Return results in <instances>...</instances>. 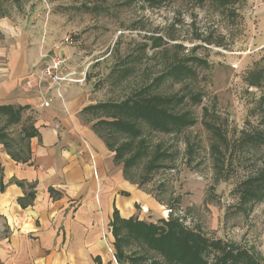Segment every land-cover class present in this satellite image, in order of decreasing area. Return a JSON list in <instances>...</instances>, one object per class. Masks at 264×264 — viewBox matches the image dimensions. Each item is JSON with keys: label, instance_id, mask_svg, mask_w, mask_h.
I'll list each match as a JSON object with an SVG mask.
<instances>
[{"label": "rangeland", "instance_id": "1", "mask_svg": "<svg viewBox=\"0 0 264 264\" xmlns=\"http://www.w3.org/2000/svg\"><path fill=\"white\" fill-rule=\"evenodd\" d=\"M253 2L0 0V68L15 57L14 68L25 64L40 72L50 55L61 53L66 80L60 89H83L98 103L123 100L148 85L150 94L172 96V113H188L192 123L179 129L141 122L147 154L122 175L153 202H135L132 220L161 225L172 219L206 239L197 264H231L241 251L264 264V141L245 139L264 137V81L247 82L264 66V8ZM33 116L28 110L7 126L19 149L25 150L20 128ZM115 137L117 144L128 138L123 132ZM158 152L165 155L147 169ZM119 226L122 263L114 256L110 221L101 235L114 264H185L168 263L138 231ZM7 231L0 217V242Z\"/></svg>", "mask_w": 264, "mask_h": 264}, {"label": "crops", "instance_id": "2", "mask_svg": "<svg viewBox=\"0 0 264 264\" xmlns=\"http://www.w3.org/2000/svg\"><path fill=\"white\" fill-rule=\"evenodd\" d=\"M16 61L13 57L0 68V105H27L38 135L29 139L28 162L11 159L0 144L6 184L0 192V217L8 230L0 242V261L114 264L101 241L113 207L127 218L135 202L148 207L153 202L123 177L122 166L113 162V153L92 128L95 121L84 120L83 108L95 104L84 90L60 89L59 84L57 91L44 83L41 70L29 72L25 64L16 69ZM77 77L84 81L85 72ZM10 180L34 183L32 204L20 206L17 199L24 190ZM49 187L60 196L52 198Z\"/></svg>", "mask_w": 264, "mask_h": 264}, {"label": "trees", "instance_id": "3", "mask_svg": "<svg viewBox=\"0 0 264 264\" xmlns=\"http://www.w3.org/2000/svg\"><path fill=\"white\" fill-rule=\"evenodd\" d=\"M193 1L201 3L204 0ZM212 1L225 4L231 0ZM262 81H264V66L250 72L247 78L249 85L259 86ZM195 98H199V95L195 96ZM171 102L172 96L150 94L149 86L147 85L123 100L98 102L83 108V111H89L95 115L94 118L97 120L92 124V128L104 141L107 148L113 152V160L116 163H122V171L125 175L128 168L135 161L147 154L146 142L141 138V122L148 124L152 129L161 131L170 130V123L178 129L192 123V119L188 118V113H172L168 108ZM27 109V105H0V115L4 118V123L0 127V144L11 159L20 162L29 161L30 148L28 142L31 137L38 135V132L31 122L26 126H21L18 142H25V150H23L19 149L20 144L8 133L7 126L18 124L21 121L23 112ZM121 132L128 138L120 144H117L115 135ZM245 139H258V142L264 141V137L260 133L255 134V136H246ZM13 143L15 149H12L13 146L11 145ZM126 153H128L127 157H125ZM164 155L165 153L158 152L154 158L147 163V169H151L154 166L157 167L154 161ZM2 179V167L0 164V192H2L6 186ZM10 183H15L24 190V196L17 199L22 208L32 204L35 196L34 183H27L20 180H10ZM48 192L52 198L60 196V193L56 192L52 187L48 188ZM160 221L162 224L157 225L155 223L135 221L132 220V217L123 219L120 218L118 210L114 207L110 225L113 226L116 235L113 242L115 259L119 263L123 262L117 241V232L120 227L119 224L121 223L130 233L134 232V235L138 231L139 233L136 236L139 235V239L145 243L151 244L153 248L164 256L168 263L177 260L185 264H197L200 259L199 253L202 254L200 250L202 247H205L204 244H207L206 239L198 233L184 230L181 225L172 219ZM218 242L219 241H213L211 244L215 245ZM231 260V264H258L251 260L248 254L242 251L238 252ZM0 264L2 263L0 262ZM150 264H161V262L155 261Z\"/></svg>", "mask_w": 264, "mask_h": 264}, {"label": "built area", "instance_id": "4", "mask_svg": "<svg viewBox=\"0 0 264 264\" xmlns=\"http://www.w3.org/2000/svg\"><path fill=\"white\" fill-rule=\"evenodd\" d=\"M254 8H264V0H254ZM66 57L61 53H54L50 55L44 62L41 69V78L47 84L59 85L61 81L66 80L63 75V66Z\"/></svg>", "mask_w": 264, "mask_h": 264}]
</instances>
